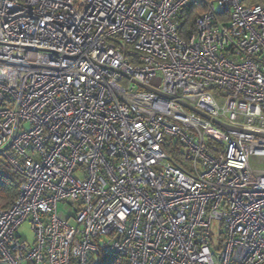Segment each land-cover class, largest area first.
Listing matches in <instances>:
<instances>
[{"label":"built area","instance_id":"obj_1","mask_svg":"<svg viewBox=\"0 0 264 264\" xmlns=\"http://www.w3.org/2000/svg\"><path fill=\"white\" fill-rule=\"evenodd\" d=\"M0 160V264H264V2L0 0Z\"/></svg>","mask_w":264,"mask_h":264},{"label":"trees","instance_id":"obj_2","mask_svg":"<svg viewBox=\"0 0 264 264\" xmlns=\"http://www.w3.org/2000/svg\"><path fill=\"white\" fill-rule=\"evenodd\" d=\"M264 0H243V4L250 6L261 3ZM205 5L201 2L188 5L181 9L178 14L179 28L178 32L182 37L187 35L189 29H195L196 19L205 11ZM165 149L177 160L185 159L180 149H171L167 143ZM23 182L21 176L13 174L8 166L0 160V209L12 206L18 197V191ZM100 264H128L127 260L121 255H105L99 259Z\"/></svg>","mask_w":264,"mask_h":264},{"label":"rangeland","instance_id":"obj_3","mask_svg":"<svg viewBox=\"0 0 264 264\" xmlns=\"http://www.w3.org/2000/svg\"><path fill=\"white\" fill-rule=\"evenodd\" d=\"M59 213L64 217L74 216L75 215V207L73 204H69L66 202H59L58 205ZM19 236L22 239L27 240L30 244H33L35 241V234L31 229V224L29 221H26L18 231ZM91 260L95 262L96 259L91 257Z\"/></svg>","mask_w":264,"mask_h":264},{"label":"water","instance_id":"obj_4","mask_svg":"<svg viewBox=\"0 0 264 264\" xmlns=\"http://www.w3.org/2000/svg\"><path fill=\"white\" fill-rule=\"evenodd\" d=\"M137 83H138L139 85H141L142 87L146 88V89H150L148 86H146V85H144V84H142V83H139V82H137ZM185 105H186L189 109H191L192 111L197 112V113L203 115L204 117H206V118H208V119H211L213 122H215V123H217V124H221V125H223L220 121H218V120H216V119H212L210 116H208L207 114H205V113L199 111V110L196 109L195 107L190 106V105H188V104H185Z\"/></svg>","mask_w":264,"mask_h":264},{"label":"crops","instance_id":"obj_5","mask_svg":"<svg viewBox=\"0 0 264 264\" xmlns=\"http://www.w3.org/2000/svg\"><path fill=\"white\" fill-rule=\"evenodd\" d=\"M24 240V239H23ZM27 241V240H26Z\"/></svg>","mask_w":264,"mask_h":264}]
</instances>
